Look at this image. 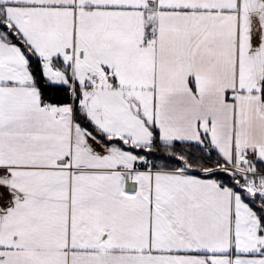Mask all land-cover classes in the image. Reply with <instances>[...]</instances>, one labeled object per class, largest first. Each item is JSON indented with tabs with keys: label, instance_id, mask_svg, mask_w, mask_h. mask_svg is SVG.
I'll return each mask as SVG.
<instances>
[{
	"label": "snow or ice",
	"instance_id": "6c2138e0",
	"mask_svg": "<svg viewBox=\"0 0 264 264\" xmlns=\"http://www.w3.org/2000/svg\"><path fill=\"white\" fill-rule=\"evenodd\" d=\"M0 264H264V0H0Z\"/></svg>",
	"mask_w": 264,
	"mask_h": 264
}]
</instances>
